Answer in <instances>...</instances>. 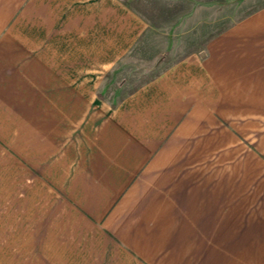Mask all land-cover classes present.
<instances>
[{
	"label": "crops",
	"instance_id": "obj_1",
	"mask_svg": "<svg viewBox=\"0 0 264 264\" xmlns=\"http://www.w3.org/2000/svg\"><path fill=\"white\" fill-rule=\"evenodd\" d=\"M239 12L111 99L115 67L159 63L147 18L124 0H0V264H264V8ZM219 128L248 148L226 205L217 158L196 152Z\"/></svg>",
	"mask_w": 264,
	"mask_h": 264
},
{
	"label": "rangeland",
	"instance_id": "obj_2",
	"mask_svg": "<svg viewBox=\"0 0 264 264\" xmlns=\"http://www.w3.org/2000/svg\"><path fill=\"white\" fill-rule=\"evenodd\" d=\"M124 1L147 18L150 30L142 41L143 49L153 48L152 53H154V56L159 55L160 60L155 67H147L145 62L139 63L140 60L130 65L124 64V66L115 67L107 74L106 88L104 90L107 98L111 99L114 96L122 98L125 94L134 91L141 84L150 80L159 71L161 62L172 60L176 53L180 54V52L204 48L213 31L238 20L236 17H212L216 11L234 10L240 11V14L264 8V0ZM195 10L196 12H194ZM198 13L201 14V18L197 17ZM144 52L146 51L144 50ZM211 136L212 142L214 137H216V150L212 144V147L204 145L197 147L196 152L201 153L203 158L206 154L208 156L209 153H212L213 161L217 158L216 169L218 170L219 190H222L218 194V205H226V194L224 193L226 166L230 165L237 155L248 152V148L245 147V150H243L240 145L235 144L234 149L230 150L231 148L227 146L230 133L222 128H219ZM250 141L253 142L254 139L250 138Z\"/></svg>",
	"mask_w": 264,
	"mask_h": 264
}]
</instances>
